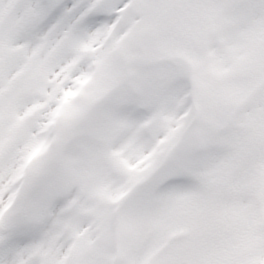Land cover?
Segmentation results:
<instances>
[{
    "label": "snow or ice",
    "instance_id": "1",
    "mask_svg": "<svg viewBox=\"0 0 264 264\" xmlns=\"http://www.w3.org/2000/svg\"><path fill=\"white\" fill-rule=\"evenodd\" d=\"M0 264H264V0H0Z\"/></svg>",
    "mask_w": 264,
    "mask_h": 264
}]
</instances>
